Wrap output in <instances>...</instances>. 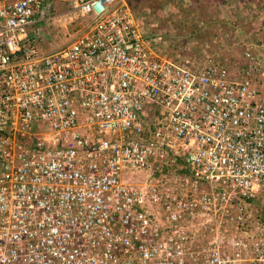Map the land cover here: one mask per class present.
Segmentation results:
<instances>
[{
  "label": "built area",
  "instance_id": "built-area-1",
  "mask_svg": "<svg viewBox=\"0 0 264 264\" xmlns=\"http://www.w3.org/2000/svg\"><path fill=\"white\" fill-rule=\"evenodd\" d=\"M45 54L56 0H0V264H264V61L159 54L127 0Z\"/></svg>",
  "mask_w": 264,
  "mask_h": 264
},
{
  "label": "rangeland",
  "instance_id": "rangeland-1",
  "mask_svg": "<svg viewBox=\"0 0 264 264\" xmlns=\"http://www.w3.org/2000/svg\"><path fill=\"white\" fill-rule=\"evenodd\" d=\"M135 16L155 37L156 51L172 61L188 65L207 56L225 62L232 74H240L247 60L244 50L260 54L264 61V0H127ZM53 18L39 40L45 54L69 44L91 21L56 0ZM259 74L255 80L261 81ZM264 80V79H263Z\"/></svg>",
  "mask_w": 264,
  "mask_h": 264
}]
</instances>
